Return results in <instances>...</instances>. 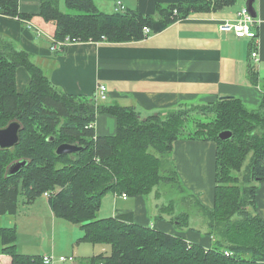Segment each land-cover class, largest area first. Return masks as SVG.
<instances>
[{"label": "trees", "instance_id": "obj_1", "mask_svg": "<svg viewBox=\"0 0 264 264\" xmlns=\"http://www.w3.org/2000/svg\"><path fill=\"white\" fill-rule=\"evenodd\" d=\"M155 1L156 18L128 10L104 14L92 0H64L66 12L60 10L59 0H40L38 16L54 24L55 42L119 44L141 41L144 28L155 34L191 14L217 11L237 0L180 1L167 6ZM0 15L31 19L19 13L18 0H0ZM18 68L29 75L22 92L16 89ZM247 72L250 82L256 83L252 65ZM177 109L141 118L133 107L97 105L93 98L64 94L50 84L27 52L17 51L0 35V128L11 121L22 127L19 143L12 150H0V216L16 213L19 196L30 204L47 193L53 216L79 226L78 243L109 248L83 264H264V220L256 211L257 186L264 183V104L249 111L234 98H222ZM192 111L208 117L185 133ZM99 114L115 118L113 136L96 135ZM225 130L232 136L220 141L217 135ZM180 138L216 145L213 207L196 203L206 222L204 235L211 240L208 248L137 224L128 215L97 217L106 195L135 198L150 194L160 182L179 186L172 152ZM61 144L82 150L58 156L55 149ZM18 161L26 165L6 176L7 167ZM242 168L243 185L237 176ZM165 208H159L156 220ZM178 216L169 222L188 228V214ZM16 237L14 228L0 229L1 253L10 257V264H43L42 256L18 253Z\"/></svg>", "mask_w": 264, "mask_h": 264}, {"label": "crops", "instance_id": "obj_2", "mask_svg": "<svg viewBox=\"0 0 264 264\" xmlns=\"http://www.w3.org/2000/svg\"><path fill=\"white\" fill-rule=\"evenodd\" d=\"M180 1L203 0H161V4L171 5ZM92 2L104 14L116 12L117 2L121 3L123 11L149 16L156 14L155 0ZM39 3L40 0H18L19 13L31 17L29 23L33 28L27 29L22 19L0 15V35L17 51L27 52L50 84L64 94L93 98L97 105L133 107L141 118L164 114L178 107L214 103L222 98H234L249 111H256L264 104V0H254L256 24L249 37L236 38L218 30L219 23L236 19L243 7V2L236 1L234 5L217 11L191 14L161 32L150 33L141 41L119 44L72 42L59 51H51L55 26L38 16ZM37 30H40L39 34ZM254 50L258 54L257 63L250 58ZM250 65L256 71V83L250 82L247 72ZM15 77L16 89L22 92L29 83V75L25 69L18 68ZM99 85L107 91L104 103L95 98ZM94 130L97 136H113L116 132L115 118L97 115ZM215 151L213 142L179 140L174 143L172 152L181 183L206 195V203L198 201L207 209L213 207L214 200ZM257 187L256 211L264 220V183ZM107 196L112 198L110 217L128 215L137 224L180 235L189 243L205 248L211 245L210 238L204 235L206 230L201 232L190 227L178 232L176 225L163 214L156 220L159 213L150 221L142 196L135 197L130 208L118 206L119 201L125 203L129 198L123 200L121 196L110 194L103 199ZM42 198L47 200L44 196ZM47 208L53 220L55 217L48 201ZM17 210L14 215L0 216V229L17 230ZM1 248L0 244V264H10V257L2 254ZM16 251L29 256L48 255L34 254L39 253L35 251L19 252L17 243Z\"/></svg>", "mask_w": 264, "mask_h": 264}, {"label": "rangeland", "instance_id": "obj_3", "mask_svg": "<svg viewBox=\"0 0 264 264\" xmlns=\"http://www.w3.org/2000/svg\"><path fill=\"white\" fill-rule=\"evenodd\" d=\"M237 1L243 2V7H245V3L247 2V0ZM162 5L167 6L168 4L164 3ZM59 8L62 12H66L63 0H59ZM100 10L105 11L107 9L100 8ZM156 16V14L153 15L154 18H156ZM104 102L106 101L100 103ZM184 109L188 110V108ZM176 111H178V109L172 111V113ZM199 114V111L191 112V115H189V118L186 121L185 133L192 132L198 121H206L204 118L208 116ZM162 115H165V113ZM179 140L184 139L180 138ZM172 163L174 166L176 165L173 159ZM247 163L248 161H246L243 166L245 167ZM244 169L245 168H242L241 172L237 175L241 185H243L241 182L243 176L245 175ZM57 190L58 189H55L54 192H57ZM205 196L206 195H203L202 193L189 189L186 185L181 183L179 179V186H174L171 183L160 182L153 188L150 194L142 196V199L143 207L146 211H148L150 221H153L155 215H158L159 208L166 206V213L163 215L166 216L168 221L175 220L176 218L178 219V215L183 213L188 214V228L191 227L194 228V230L196 229L203 232L207 229L206 222L196 203L198 200L201 203H206V201H204ZM40 198L35 199L33 203H30L31 205L25 204V199L23 197L19 196L18 198L17 216L19 219V225L16 230V243L19 252L35 251L39 253L34 254H48L56 259L59 257L74 258L73 262L66 261L65 263L59 264H83L92 257L109 252V248L105 246H92L91 244L85 242L78 243V239L82 236L79 226L59 218L51 220V216L47 208V200L45 198H42L43 200ZM111 199V196H107L103 199V203L97 217H110L112 212ZM133 203L134 198H129L125 203L119 201L118 206L120 205L123 208H130ZM175 230L182 232L187 229H181L175 226Z\"/></svg>", "mask_w": 264, "mask_h": 264}, {"label": "built area", "instance_id": "obj_4", "mask_svg": "<svg viewBox=\"0 0 264 264\" xmlns=\"http://www.w3.org/2000/svg\"><path fill=\"white\" fill-rule=\"evenodd\" d=\"M116 12L123 11V6L120 2L116 3ZM26 26L27 29L33 28L32 25L29 23V21L22 20ZM256 24V19L253 18L248 11L243 7L237 14L235 20H226L218 25V30L220 33L223 34H232L236 38H244L251 36V28ZM38 34L40 33V30H37ZM36 32V33H37ZM150 34V31L148 28L143 29V36L146 37ZM253 40H256V37L253 38ZM68 43H72L68 41V39H65L64 41L55 42L53 41L51 51H59L63 49ZM256 49V47H255ZM250 58L254 63L258 62V54L256 50L252 51L250 53ZM95 98L98 102H103L107 100V91L106 88L103 85H99L96 89ZM44 197L48 198V194L44 193ZM123 200L127 199L126 195H121ZM66 261L73 262V257H59L56 259L55 257H52L50 255H44L42 256V262L43 264H59V263H65Z\"/></svg>", "mask_w": 264, "mask_h": 264}, {"label": "water", "instance_id": "obj_5", "mask_svg": "<svg viewBox=\"0 0 264 264\" xmlns=\"http://www.w3.org/2000/svg\"><path fill=\"white\" fill-rule=\"evenodd\" d=\"M254 0H247L245 3V9L248 13L255 18L256 14L253 8ZM22 127L19 122L11 121L5 127L0 128V150L9 151L12 150L19 143V133ZM232 133L228 130L221 131L217 137L220 141H226L230 139ZM82 150L81 147L71 144H61L55 149V154L58 156L74 155ZM26 161H18L10 164L6 170V176L17 174L24 166Z\"/></svg>", "mask_w": 264, "mask_h": 264}]
</instances>
